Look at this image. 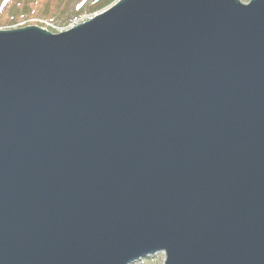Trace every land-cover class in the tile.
<instances>
[{
  "label": "water",
  "instance_id": "1",
  "mask_svg": "<svg viewBox=\"0 0 264 264\" xmlns=\"http://www.w3.org/2000/svg\"><path fill=\"white\" fill-rule=\"evenodd\" d=\"M264 264V0H120L0 31V264Z\"/></svg>",
  "mask_w": 264,
  "mask_h": 264
},
{
  "label": "rangeland",
  "instance_id": "2",
  "mask_svg": "<svg viewBox=\"0 0 264 264\" xmlns=\"http://www.w3.org/2000/svg\"><path fill=\"white\" fill-rule=\"evenodd\" d=\"M8 4L0 5V31H13L27 27H36L50 34L60 32L81 24L86 18L98 15L116 4L93 9L101 1L106 0H7ZM247 4L250 0H237ZM99 5V4H97ZM93 9V10H92ZM38 20V21H37ZM42 21L51 23L52 27L40 25ZM32 22H37L35 25ZM164 253H157L132 264H164Z\"/></svg>",
  "mask_w": 264,
  "mask_h": 264
},
{
  "label": "trees",
  "instance_id": "3",
  "mask_svg": "<svg viewBox=\"0 0 264 264\" xmlns=\"http://www.w3.org/2000/svg\"><path fill=\"white\" fill-rule=\"evenodd\" d=\"M113 2H115V0H106V1H101L100 3H99V1L97 2V4H99V5H95L94 7H93V9H100V8H102V7H105V6H107V4H112ZM8 4V1L7 0H0V5L1 6H3V7H5L6 5ZM92 9V10H93Z\"/></svg>",
  "mask_w": 264,
  "mask_h": 264
},
{
  "label": "bare ground",
  "instance_id": "4",
  "mask_svg": "<svg viewBox=\"0 0 264 264\" xmlns=\"http://www.w3.org/2000/svg\"><path fill=\"white\" fill-rule=\"evenodd\" d=\"M106 11H107V10H106ZM104 12H105V11H104ZM104 12H102V13H104ZM102 13H100V14H102ZM100 14H98V15H100ZM98 15H95V16H98ZM95 16L92 17V18H90L89 20L81 21V24H79V25H82V24H84V23L90 21L91 19L95 18ZM79 25H77V26H79ZM77 26H75V27H77ZM75 27L72 26V27H70V28H68V29H66V30H64V31H62V32H60L59 34H62V33L68 32V31H70L71 29H73V28H75Z\"/></svg>",
  "mask_w": 264,
  "mask_h": 264
}]
</instances>
